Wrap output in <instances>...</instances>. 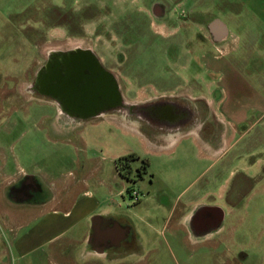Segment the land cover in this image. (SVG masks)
Listing matches in <instances>:
<instances>
[{
    "label": "rangeland",
    "instance_id": "374dc122",
    "mask_svg": "<svg viewBox=\"0 0 264 264\" xmlns=\"http://www.w3.org/2000/svg\"><path fill=\"white\" fill-rule=\"evenodd\" d=\"M248 3L246 7H254L253 3ZM232 4L235 8L240 5L239 0H0V38L10 39L13 46L16 43L11 51L5 50V59L0 57V86L11 84L2 75L10 73L16 66L13 58H26L17 64H24V68L31 65L35 69L41 67L51 50L62 53L85 49L114 74L116 95L118 101H122V105H118V116L129 117L123 122L116 115H106L92 124L75 125L72 130L59 134L55 130H43L41 125H45L47 120L54 121L60 110L48 102L35 101L31 111H39L49 119H33L31 123L23 120L19 127L8 126L13 133L7 140L8 148L19 156L17 162L14 161L17 158H11L12 167L16 171L19 167L24 168L29 174L48 170L55 176H62L73 171L79 178L84 177L87 183L72 189L70 186L67 196L74 197L81 190L88 192L89 195L82 199L80 215L88 213L96 200L101 208L118 209L124 215H130L131 211L140 215L162 214L152 206V200L144 205H133L129 193L132 191L128 192V189L139 190L144 200L149 195L148 191H152L151 196L158 187L149 184L148 176L134 184L126 183L118 176L114 179V156L130 150L144 154L147 148L141 138L144 135L161 136L164 142L168 136L187 134L183 137L188 140L196 131L205 134L206 125L197 129L194 117L153 124L139 112L144 104L152 101H175L182 105L183 110L194 112L189 108L193 105V93L189 90L190 83L196 82L191 75L197 73L199 66L195 60H185L192 59L191 52L193 56V52L200 49L214 52L204 38L206 24L212 18L226 20L224 8H231ZM48 8L53 10L52 23L45 22ZM20 46L31 49V54L20 50ZM180 62L191 64L186 72L187 78L182 81L177 76ZM179 84L188 88L189 96L184 101L173 99L172 91ZM138 107L141 110L136 112ZM20 153L22 155H18ZM151 159V170L167 180L171 181L173 176L177 181L180 172H189L186 168L189 160L166 163L156 154H152ZM216 169L201 177L193 187L204 189L206 179L213 176L210 173ZM194 175L193 172L188 173L181 183H177L174 192L166 194V190L161 188L158 195L167 199L169 205L180 193V186L189 183ZM252 175L251 179L243 181L240 189H236L235 184L245 177L243 172L215 174L210 187L216 190L218 185L229 184V197L237 201L233 205H222L228 216L220 227V233L199 238L186 232L175 236L172 233L173 221H169L170 227L167 228L162 214L156 222L154 236L142 238V252L126 257L125 252L115 254V251L105 248L109 252L97 251L92 259L96 261L94 264H108V261L113 264H217L216 260L220 258L224 264H239L243 260L245 264H264V171ZM119 189H124L123 195L118 193ZM21 210L22 217L30 220L31 212L27 214L23 206ZM133 217L135 222L137 218ZM13 228V221L3 228L7 244L12 240ZM25 229L22 228V232ZM36 256L37 253H33L24 261H34ZM81 257L89 258L88 255Z\"/></svg>",
    "mask_w": 264,
    "mask_h": 264
},
{
    "label": "crops",
    "instance_id": "0c3cea01",
    "mask_svg": "<svg viewBox=\"0 0 264 264\" xmlns=\"http://www.w3.org/2000/svg\"><path fill=\"white\" fill-rule=\"evenodd\" d=\"M248 2L253 3L254 7H246ZM239 4L236 8L234 4L231 8H224L226 20L212 18L206 24L207 31L204 33V38L212 45L214 52L210 53L199 48V51L193 52V56L191 52L192 59L185 60L189 62L195 60L199 66L197 73L191 75L196 82L190 83L189 90L193 93L191 102L193 105L189 108L194 112L181 109L182 105L179 104L176 108L180 114L170 117L169 120L176 122L179 118L185 117V120H190L194 117L197 129L206 125L205 134L196 131L193 137L187 138L188 140L183 137L187 134L168 136L165 137L164 142L161 136L141 137L147 148L140 156L146 158L149 163L147 172L141 180L148 176L149 184L157 186L158 189L156 188V194L154 192L151 196L152 191H148L147 198L133 205H144L151 200L154 201L152 206L162 212L163 223L167 228L170 227L169 221H173L172 233L175 236L186 232L199 238L220 233L222 230L220 227L228 216L227 210L222 205H233L237 201L231 196L230 201L228 183V185H218L216 190L210 187L212 181H215V174L226 171L232 174L236 171L243 172L244 179L239 180L234 186L240 189L243 181L251 179L253 173L264 171V0H239ZM179 66L177 76L179 81H182L187 78L186 72L191 64L185 65L180 62ZM172 92L175 96L173 99L178 98L181 99L180 101H184L189 96L188 88H184L181 84ZM39 97V102L53 101L52 104H47L59 109L56 101L46 96L39 95ZM25 107L26 112L32 109L29 104H25ZM34 115L35 120L48 119L47 115L39 111L34 112ZM118 117L123 122L124 119L128 120L125 117ZM26 121L31 123L30 121L33 120ZM22 122H16L14 127H19ZM41 126L43 130H55L59 134L74 128L70 125H60L57 118L54 121L47 120L45 125ZM12 134H0V264H87L91 262L94 264L96 261L92 259L97 251L109 252L95 245L93 237L96 234L98 236L102 234L98 222L111 216L124 218L129 223L128 227L137 235L140 248L136 252L127 251L124 253L125 256L129 257L142 252L144 248L142 238L154 236L157 229L156 222L161 219V213L140 215L131 211L134 215L131 212L130 215H124L118 209L101 208L99 201L96 200L88 213L80 215L82 199L87 197L88 192L81 190L74 197L67 196L70 192L69 187L72 186V189L73 186L81 183L85 185L87 183L85 178H79L73 171L62 176H55L48 170L29 174L21 167L16 171L15 167H12L11 158H17L14 160L17 162L19 156H16L17 153L9 149L7 145V140ZM183 141L186 143L183 144ZM126 153L114 156V161ZM152 154L159 155L160 159L166 163L189 160V164L186 165L189 172H180L177 181L173 176L170 181L162 177V174L156 175L151 170L153 168ZM203 165H206L205 168L199 169ZM215 168H217L216 171L210 173L213 176L209 175L206 179L204 189L193 187L200 182L201 177ZM192 172L195 174L193 179L180 186L182 187L180 193L167 205V199L158 195L161 188L166 190V194L174 192L178 187L177 183ZM117 176L120 177L116 171L113 178ZM26 177H31L36 184L35 197L23 200L13 199L10 196V188L20 186ZM118 193L123 195L124 189H119ZM208 199L211 201H207ZM22 206L25 211L27 210V214L31 212L30 220L22 217L20 213ZM214 209L219 211L216 224L204 232H196L193 225L197 219L196 216L199 214L205 216L208 210ZM133 216L137 218L135 222ZM11 221L14 222L12 240L7 244L3 228ZM128 227L123 228L122 238L125 237ZM22 228H26L25 231L22 232ZM213 251L215 252L216 248ZM33 253H37L34 261H24ZM82 255H88L89 258L83 259ZM106 263L113 264L111 261ZM216 263L224 264L221 258L217 259ZM245 263L246 261L243 260L239 264Z\"/></svg>",
    "mask_w": 264,
    "mask_h": 264
},
{
    "label": "flooded vegetation",
    "instance_id": "af4514ba",
    "mask_svg": "<svg viewBox=\"0 0 264 264\" xmlns=\"http://www.w3.org/2000/svg\"><path fill=\"white\" fill-rule=\"evenodd\" d=\"M38 13L42 15L41 12ZM53 19V10L48 8L45 11V22L52 23ZM29 43H31L30 40ZM15 46L10 39L0 38V57L5 59L7 55L5 50L11 51ZM30 48L32 49L31 45ZM23 49L20 46V50ZM31 49L25 48L24 51L30 55ZM22 54L20 53V55ZM22 59L26 60V58ZM22 59L21 57L19 60L13 58L16 66L10 73L4 72L2 75L5 79L8 78L11 84L0 86V134H11V131H7L9 130L8 126L16 128L14 127L16 122L33 120L35 118L34 112L30 110V112H26L25 104H29L31 109L33 104H36L35 101L38 102L39 95L57 102L60 110L57 119L62 126L78 125L83 127L89 123L92 124L102 116H118V105H122V101H118L116 95L114 74L103 66L102 62L99 64L94 54L86 52L85 49L62 53H55L54 50H51L41 67L35 69H32L31 65L24 68V64H17L19 61L22 62ZM7 93L12 95H7ZM48 103L52 104L53 101L49 100ZM178 106L179 104L175 101L170 103L152 101L144 104L140 112L141 109L138 107L136 112L142 114V117L144 116L143 118H146L148 122L160 124L170 122V117L173 118L180 113L176 108ZM145 160L147 159L130 151L115 159L116 171L126 183L134 184L141 180L147 172L142 171ZM132 189L134 188L127 191ZM36 190V184L31 177H26L20 186H12L9 191L13 199L23 200L30 197L34 198ZM129 193L131 196V192ZM142 197L139 191V198L137 200L132 199V203L140 202ZM217 212L219 211L214 209L213 211L208 210L205 213L206 217L204 214L197 215L198 220L193 222L195 231L204 232L212 228L217 221ZM98 226L102 234L101 236L96 234L93 237L96 246L110 248L115 251V254L126 253L127 251L136 252L140 248L137 235L128 227L129 223L124 218L117 216L103 218L98 222ZM125 227L128 229L125 237L122 238V230Z\"/></svg>",
    "mask_w": 264,
    "mask_h": 264
},
{
    "label": "built area",
    "instance_id": "2783aa9c",
    "mask_svg": "<svg viewBox=\"0 0 264 264\" xmlns=\"http://www.w3.org/2000/svg\"><path fill=\"white\" fill-rule=\"evenodd\" d=\"M131 197L133 200H137L139 198V191L138 190H135V189H132L131 190Z\"/></svg>",
    "mask_w": 264,
    "mask_h": 264
},
{
    "label": "trees",
    "instance_id": "16d2710c",
    "mask_svg": "<svg viewBox=\"0 0 264 264\" xmlns=\"http://www.w3.org/2000/svg\"><path fill=\"white\" fill-rule=\"evenodd\" d=\"M148 161L147 160H145L144 162H143V169H142V171H144V172H146L147 171V167H148ZM141 173V172H140Z\"/></svg>",
    "mask_w": 264,
    "mask_h": 264
}]
</instances>
